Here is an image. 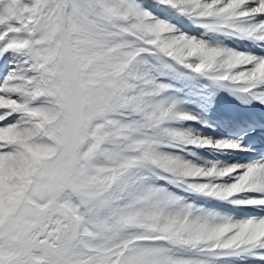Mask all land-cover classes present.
I'll return each mask as SVG.
<instances>
[{
  "label": "snow or ice",
  "instance_id": "1",
  "mask_svg": "<svg viewBox=\"0 0 264 264\" xmlns=\"http://www.w3.org/2000/svg\"><path fill=\"white\" fill-rule=\"evenodd\" d=\"M156 2L264 42V0ZM144 56L221 87L264 86V57L179 33L138 0H0V264H210L264 250V216L194 202L264 207V162L174 154L240 146L168 126L195 117L159 98Z\"/></svg>",
  "mask_w": 264,
  "mask_h": 264
},
{
  "label": "rangeland",
  "instance_id": "2",
  "mask_svg": "<svg viewBox=\"0 0 264 264\" xmlns=\"http://www.w3.org/2000/svg\"><path fill=\"white\" fill-rule=\"evenodd\" d=\"M138 2L141 4V6L145 10L155 14L157 18L162 19L171 25L177 26L178 28L182 27V30H184V27L186 25H188L187 23H189L190 25H193L198 30V33H194L192 34V36L196 37L197 39L205 41L209 46L220 47V48L237 51L236 49L231 48L227 44L228 41H224V37H227L228 39L230 38L232 41L236 39L243 40V41L245 40L248 42L250 41L251 44L255 43V45L258 46L259 41H256L254 39L256 42H252L253 38L246 37L241 33L227 30V29H223L224 35H219V32H218V35H217L218 38H216L215 40V38H213L212 36H216V33H214L215 35H213V33H210L209 30L201 26L202 24L208 21L197 19L192 16L181 15L175 9H172L168 6L160 5L159 3L156 2V0H138ZM255 20L257 21L264 20V17L259 16V17H256ZM237 52L248 53L247 50L246 51L238 50ZM261 52H264V51H261ZM249 54H252V53L249 52ZM255 56L264 57V56H258V55H255ZM143 59L148 61L147 67L149 68L150 77L153 78L157 84L159 85L162 84L161 86H163L162 87L163 91L170 90V93L173 95H174V92H176V95L178 98H181V99L183 98V100L176 101L175 103L169 102L171 104H174L175 108L178 107L179 105L180 112H184L188 114L190 113L197 114L189 110V108H187L188 104L190 105L191 102L192 104H195V105H197V103H200L201 105L202 103L203 105L202 108L207 107L208 110L204 108L203 109L206 110L208 113H210L213 117H217L221 113L222 110L227 109V108L233 111H235L236 109L241 114H244L245 112H248L250 114L255 111V108L257 106L264 105V103H261L259 99L257 98L259 95L264 93L263 89L257 88L255 91H250V92L245 93V92L239 91L238 90L239 86H235V85H227L224 87H221L218 84L212 85L211 84L212 80H210L207 77L193 74L190 71L182 69V68H177L176 70L164 68L160 66L159 63L156 62L150 56H144ZM0 67H2V64H0ZM252 107L254 108L252 109ZM168 126L175 127L179 130V127L177 124L175 125L173 123H169ZM202 132H205V131L199 130V133H202ZM187 149H189V151H187ZM187 149H184L183 147H181V150L175 152L174 154L180 155L182 158L186 160H190L197 164L203 163L202 159H200L198 162H197V158L194 159V156L196 155L194 148L189 147ZM213 160L215 161L216 159H213ZM158 183H161V182L158 181ZM250 194L251 193L244 194L243 196L236 197V199L254 198V197H251ZM194 202L196 203L197 206L202 207L206 211L218 213L214 211V209L211 206H209V203L214 205V204H219L221 201L212 200L208 198H198V199H195ZM223 203L235 206V204L231 203L230 201L228 203L227 202H223ZM218 215L222 216V214L220 213H218ZM188 255L197 256L196 253H188ZM261 255H264V253H261V249L250 250L248 252L241 251L238 254L222 256L219 258H210V264H250L249 260L251 258L253 259L255 256L260 257Z\"/></svg>",
  "mask_w": 264,
  "mask_h": 264
},
{
  "label": "bare ground",
  "instance_id": "3",
  "mask_svg": "<svg viewBox=\"0 0 264 264\" xmlns=\"http://www.w3.org/2000/svg\"><path fill=\"white\" fill-rule=\"evenodd\" d=\"M262 17H264V16H262ZM187 24L188 25H186L184 27V30H182V27L178 28L177 26H174V25L173 26L175 27L177 32L184 33V34H187L189 36H192V34H194V33H198V30L196 29V27H194L193 25H190L189 23H187ZM218 32H219V35H224L223 29L219 30V31H210V33H213V35H215L214 33H216V36H212L213 38H215V40H216V38H218L217 37ZM229 39L227 37H224V40L229 41ZM236 40H239V39H236ZM236 40L232 41L230 39V41H232L233 44H236ZM246 42H248V41H246ZM252 42H256V41L254 39H252ZM248 43H250V41ZM251 46H254L258 50L260 48V51H264V50H262V49H264V42H261V43L259 42L258 46H256L255 43H253V45L251 44ZM211 84L212 85H214V84L217 85L213 81H211ZM258 89H263L264 90V86H261ZM255 90H253V91H255ZM159 98L166 100L168 103L169 102H174L175 103L176 101L183 100V98L181 99V98L177 97L176 92H174V95L171 94L170 90L169 91H163L160 94ZM190 104H192V102ZM197 104H200V103H197ZM197 106L201 107L200 105H197ZM187 108H189V104H188ZM253 108L254 107H252V109ZM179 110H180V107L178 105V107L175 108V111L180 112ZM189 110H190V108H189ZM225 111H227V112H225ZM232 111L233 110H230V109L227 108V109L222 110L221 113L217 117H214V118H216L218 120H221V121L225 122L224 128H219L216 124L208 122L207 120L202 118L198 113L197 114L190 113L191 116L195 117V119H193V120L172 121V122H169V123H173L175 125L177 124L180 131L190 133L193 136L207 137V138L211 139L213 142H215L216 140H227V141H231V142H234V143L238 144L234 140L224 136L225 133H226L227 127H229L231 124H233V122H236L238 120H242V119H246V118L252 119L253 115L260 116L264 120V105L263 106H257L255 108V111L250 113V114L248 112H245L244 114H241L236 109H235V111H233V112ZM199 130L200 131L204 130L205 132L199 133ZM238 145L240 146L238 149H220V148H215V147H204V148L192 147V148H194L195 153H196V155L194 156V159L197 158V162L200 159H202L203 163H201V165H204V166H208V165H210L212 163H215L218 167H225V166H230V165H247L248 163H244V162L238 163V159L242 158L243 155L246 152L245 148L242 145H240V144H238ZM187 151H189V149H187ZM222 158H226L227 162H229V163L227 164V162L222 161L221 160ZM213 159H217V160L214 161ZM227 181H229V178H225L224 182H227ZM244 194H247V193H243L240 196H243ZM220 203L219 204H214V205L220 206L222 208L231 209V210H239V211L243 210V209H240L242 207H236L234 205L226 204V203H223V202L221 204ZM224 217H226V216H224ZM227 218H229V217H227ZM250 260L253 261L255 259H250ZM260 261H264V259L260 260Z\"/></svg>",
  "mask_w": 264,
  "mask_h": 264
}]
</instances>
